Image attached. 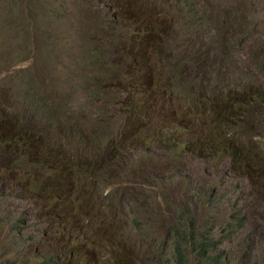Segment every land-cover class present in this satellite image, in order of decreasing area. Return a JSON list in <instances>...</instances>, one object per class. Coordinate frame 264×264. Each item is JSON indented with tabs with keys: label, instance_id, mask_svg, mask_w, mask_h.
<instances>
[{
	"label": "rangeland",
	"instance_id": "obj_1",
	"mask_svg": "<svg viewBox=\"0 0 264 264\" xmlns=\"http://www.w3.org/2000/svg\"><path fill=\"white\" fill-rule=\"evenodd\" d=\"M115 2L0 0V126L12 118L21 134L1 135L0 155L17 151L23 171L17 185L24 186L26 128L32 139L41 134L40 168L31 164V177L44 180L33 188L36 201L32 187L15 186L19 164H0L9 179L0 178V264H47L41 256L49 222L54 245L73 231L72 223L97 242L82 237L54 264H68L72 249L87 264H177L178 227L222 242L230 264H264V225L261 233L251 225L246 172L254 181L258 226L264 221V0ZM50 54H57L60 80ZM11 80L26 87L18 90ZM70 86L74 120L58 95ZM8 89L13 96L3 92ZM166 132L181 143L169 139L160 151L158 140L165 138L156 134ZM227 141L255 150L235 153V164L227 153L213 158L210 152L226 150ZM168 147L182 165L169 152L167 159ZM111 168L118 185L104 196L99 175ZM85 187L86 198L75 199ZM123 189L131 201L119 194ZM108 241L123 250H109ZM181 245L186 264H196L191 240Z\"/></svg>",
	"mask_w": 264,
	"mask_h": 264
},
{
	"label": "clouds",
	"instance_id": "obj_2",
	"mask_svg": "<svg viewBox=\"0 0 264 264\" xmlns=\"http://www.w3.org/2000/svg\"><path fill=\"white\" fill-rule=\"evenodd\" d=\"M114 4H117L115 2V0H114ZM258 35H261V34H258ZM110 40H111L112 43L115 42V44L119 42L118 40H116V38L113 35H112V39L110 38ZM104 43H105V41H104ZM263 45H264V41H263ZM122 49L120 51L121 52H124L125 50H122ZM17 51H19V50H17ZM116 52H119V51H115L114 53H116ZM32 53L34 54V52H32ZM100 54H102V53H100ZM47 57L52 58V60L56 63L55 58L57 57V54H52V55L50 54ZM56 75H57V77L60 80V77H59V74H58V66H57V63H56ZM11 82L13 83L12 80H11ZM68 83L69 84H72V79L71 78H68ZM13 84H15V83H13ZM15 86L17 87L18 90L26 87L25 84H22V85H19V86L15 84ZM71 88H72V86H70L69 88H67V91L64 93V95H60V94H58V95H59V97L63 101L64 108H65L67 114L69 116H71L72 119L74 120V117H73L74 114L72 113V110H71L72 95H73V93L70 91ZM261 88L264 89V82H263V84H261ZM3 92H10L11 93V96H13V92L11 90H9V89L7 91L4 90ZM243 98H244V96H242V100H243ZM238 114H239L238 120H243V119H240V112ZM13 122H14V120H12V118L11 119L9 118V123L8 124H6L4 126H0V136L1 135H4V134H7L10 131H13L14 133L11 135L10 139H19L21 137V134L19 133L17 127H15L13 125ZM258 123H261V122H258ZM84 125H87V122L86 121H84ZM151 134L153 135V134H156V133H151ZM151 134L148 137H145V138H148L149 141H150V144L147 145L148 148H150L152 146V141H151V136L152 135ZM156 135H158L159 137L164 136V138H165V139L158 140V143L160 144V148H161L160 151H163L162 150V147H161L162 146V143L163 142H167L169 139H174V140L179 141L181 143L180 140H177L175 138H172V136H170L169 134H167V132H166V134H156ZM24 136L27 137V144L25 146V151L29 155V158H30V164H29V170H30V172L28 174H27V171L24 173V176H26V178H28V182L24 186H21V185L18 186L17 185V181L19 180V178L21 177V175H23V171H22V168H21L22 160L18 157L17 151L13 150L12 153H11V156H8L7 159H5L3 156L0 155V164H2V165L3 164H19L20 171H19L17 180L15 182V186L17 188H19V189H26V187H29V186L32 187L29 190V192H31V194L34 195V197H35L34 199L36 201H41V197L33 191V188H34L35 185H40L44 180L42 182H37L35 180L32 181V177H31L32 174H33V169H34V171H37L40 168V153H41L40 144H42L41 134H38L37 133L36 134V138H34V139H32V135L31 134H28V135L25 134ZM226 144H227L226 150L223 147V148L220 149L221 151L218 152L217 154H215L213 152H210L209 150L208 151L213 154V158H216V156L218 154L227 153L231 157L232 164H235V153H240V152H242L243 150H246V149L255 150L252 147L245 148V146H239V144H234L233 141H232V143H229V141H227ZM260 147L261 146H259L256 149H259ZM205 149H208V148L201 149V151H204ZM160 151H157V152H160ZM168 152L171 153L172 158L173 157L175 158V161H176L177 164L182 165L178 161V159L176 158L177 157L176 148L174 149V151H172L170 147H168L166 149L167 159H168ZM183 152H184V150L181 151V153H180L179 156H180V159H182L184 161V164H185L187 162L181 157V155H182ZM156 153L150 154L149 157L152 156V155H155ZM138 162H140V161H138ZM138 162H137V164H138ZM31 164H34V168L33 169L31 167ZM163 164H165V163L163 162ZM73 167L78 168V165L75 164V165H73ZM136 167H137V165H136ZM161 167H162V165L160 164V169H159V172H158V179L156 181L161 180V176H160ZM116 169H117V166H116ZM116 169H112L111 168L110 174L107 177H104L105 176V173H102V174L99 175V176H101V179H100V182H99V191H102L104 196H108V195L112 194L113 192H115V190L117 188V185L118 184L114 181V177L117 175ZM245 169H246V166H245ZM246 172L248 174V180L250 182V197H251V201H250V207H249V209H250V212H251V225L257 229V232L261 233L260 227L264 225V221L260 225H258V226H254L253 225V217H252L251 207L254 205V203L252 201L253 200V186H254V181L252 180V178H251L249 172L247 171V169H246ZM91 174L94 175V173H92V172H91ZM140 174H143L144 175V178L147 179L145 177V174L143 172L140 173ZM2 175H6V173L5 172H2V174H0V178H1ZM105 179H107V181L105 182V186H106L107 190L106 191H103L100 188H101V183ZM8 180L9 179H8V176H7V184H8ZM147 180L153 181L155 179H152V180L147 179ZM7 184H4V185H7ZM86 188H88V187H85V189H84L85 191L82 190V191H79V192H77V191L74 192V195L76 196L75 199H78L80 197V195H82L84 197L85 194L88 192V190H86ZM130 188L131 187L125 188V189H130ZM125 189H123L119 193L121 196H123L122 192ZM68 192H69V190H68ZM133 192H134V190H133ZM134 196H135V192H134ZM84 198H86V197H84ZM123 198H125V197L123 196ZM131 200H127V201H131ZM179 203H180V207L182 208V203H183L182 196H179ZM46 217H47V219L49 221V218H48L47 214H46ZM105 217H108V216H105ZM72 221H73V218H72ZM49 225H50L51 231L49 232V234H48L49 238L47 239V242H48V250L46 251V253H44V255L41 256L42 258H44V260L47 261V264H54L53 263L54 260H56V261L60 260V258L63 256V254H66L67 253V251H68V249L70 247L69 244H72V246H78L81 243H83L81 241V238L82 237H86L87 238V240L85 241V243H88V244H90L92 246H97V242L94 241V240H92L88 236H86V234L84 232L82 234H78L75 231V228H74L73 223H72V226H73L72 229H73V231L67 235L68 236L67 241H66V238H67V236H66L64 239L60 240L57 245H54L53 242H52V237H51L52 227H51L50 222H49ZM101 231H103V230H101ZM21 233H22V230H18V235L19 236L21 235ZM40 236L44 237V234H42V235L40 234ZM174 236L177 239V244L178 245L176 246V249H175L176 250V253H175V256H174L173 259H174V261L177 264H186L185 253H184V250H183L182 245H181L182 244V241L184 239H190L191 240V246H192L194 252L196 253V264H230V259H229L228 253L226 252L225 249H223L221 247L222 242H219V241H216V240H212V239H210L206 235H203L201 239H197V236H196L195 232H185L182 229V227H178V228L175 229ZM76 238H79V242L78 243L75 242ZM117 238L120 239V235H118ZM115 240H113V241H115ZM91 241H93V243H91ZM113 241H108L107 242L108 249L109 250L111 249L113 251H122L123 248H124V242L121 240L123 242V248L121 250H118V249L114 250L111 246H109V243H111ZM58 247H59V249H58ZM69 259H70V261L68 262V264H81L82 262H84V264H87L85 262L86 258L85 257H82L79 252H77V251L75 252V249L74 250L72 249V251L70 252ZM152 260H153V258H152ZM139 263H140V261H139ZM151 263H152V261H151Z\"/></svg>",
	"mask_w": 264,
	"mask_h": 264
},
{
	"label": "trees",
	"instance_id": "obj_3",
	"mask_svg": "<svg viewBox=\"0 0 264 264\" xmlns=\"http://www.w3.org/2000/svg\"><path fill=\"white\" fill-rule=\"evenodd\" d=\"M95 54L98 55V56L100 55V54H97V52H95ZM235 94H236V92H235ZM26 132H27L26 135H28V129L27 128H26Z\"/></svg>",
	"mask_w": 264,
	"mask_h": 264
},
{
	"label": "bare ground",
	"instance_id": "obj_4",
	"mask_svg": "<svg viewBox=\"0 0 264 264\" xmlns=\"http://www.w3.org/2000/svg\"><path fill=\"white\" fill-rule=\"evenodd\" d=\"M106 107V106H105ZM64 165V164H63Z\"/></svg>",
	"mask_w": 264,
	"mask_h": 264
}]
</instances>
